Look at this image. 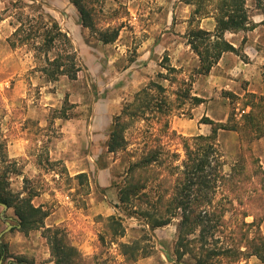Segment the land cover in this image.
Returning a JSON list of instances; mask_svg holds the SVG:
<instances>
[{
  "label": "trees",
  "instance_id": "16d2710c",
  "mask_svg": "<svg viewBox=\"0 0 264 264\" xmlns=\"http://www.w3.org/2000/svg\"><path fill=\"white\" fill-rule=\"evenodd\" d=\"M179 1L192 7L186 37L198 66L191 78H186L164 57L160 67L166 73L158 72L156 80L151 79L120 107L108 123L105 141L107 152L114 154L137 146V157L125 172L115 207L127 209L128 218L136 216L141 220L144 235L122 242L127 218L118 211L106 218L98 217L105 223V234L99 240L103 242L109 233L111 243L118 246L125 261L136 263L153 254L142 245L153 240L155 230L177 220L173 250L176 262L188 256L193 264H246L249 258L257 257L264 264V237L259 229L264 221V171L248 148L252 139L264 135V97L249 94L243 100L239 120L234 119V111L226 123L203 119V123L211 125L209 135L185 137L171 128V118L183 106L190 103L195 107L204 101L192 94V79L208 75L225 53H239L226 34L252 31L257 24L251 20L247 0ZM69 2L91 37L103 45L118 40L121 26H100L102 0ZM10 8L13 14L0 16V22L11 19L13 32L7 43L12 50L26 48L33 54L41 65L33 69L35 72H40L48 83L63 77L76 81L81 73L87 77L88 68L79 49L42 0H15ZM207 18L215 21L213 31L201 28V21ZM93 89L97 101L100 97L95 85ZM60 118L67 119L64 113ZM220 130L241 134L242 149L248 151L241 153L229 174L217 143ZM248 138L251 140H245ZM173 141L181 145L183 158L169 149ZM17 173L16 161L8 157L6 141H0V204L14 210L25 234L42 231L55 264H90L66 228L45 227L47 212L32 205L34 194L21 197L11 190V175ZM76 179L82 185L87 175L80 174ZM250 216L253 221L247 222ZM7 258L5 245L0 244V260L5 262ZM24 262V258H17L18 264Z\"/></svg>",
  "mask_w": 264,
  "mask_h": 264
},
{
  "label": "rangeland",
  "instance_id": "374dc122",
  "mask_svg": "<svg viewBox=\"0 0 264 264\" xmlns=\"http://www.w3.org/2000/svg\"><path fill=\"white\" fill-rule=\"evenodd\" d=\"M13 1L15 0H0V16L13 14L10 8ZM42 1L69 32L75 46L78 49L79 45L84 48V55L87 54L90 59L89 76L85 77L81 73L76 81L63 77L58 82L48 83L40 72L33 70L41 65L31 52L26 48L12 50L8 45L7 38L13 32L11 19L0 22V107L7 104L9 108L7 119H3L0 126V141L5 140L8 145L10 143L14 148L21 149L22 139H29L22 148L33 162L24 157L16 161L18 171L24 169L27 176L31 177L24 181V186L33 194L48 193L49 208L61 204L72 213L71 218L76 223L70 220L65 225L75 246L81 242L85 244V241L88 244L90 253L85 258L90 264H136L125 261L124 257L123 261L117 259L119 249L116 244L111 243L109 233L103 242L99 240V236L105 234V223L98 217L107 216H92L87 210L90 198L95 203L102 201L112 209L116 208L119 187L124 182L130 162L137 157V146L131 145L127 150L115 154H109L107 149L102 154L93 152L92 147L87 144L89 125L94 122L98 133L108 131L111 116L131 100L139 88L144 87L151 79L156 80L158 72L166 73L160 67L164 57H168L171 66L181 69L183 76L191 78L194 68L198 66V59L187 45L186 37L191 28L189 20L192 7L179 0H102L104 13L100 26H121V31L116 43L99 47L102 49L95 52L85 46L79 27V14L69 0ZM6 8H10L8 13L4 12ZM247 8L251 20L257 24L255 29L240 32L236 36L228 34L226 39L239 49V53H225L220 65H215L208 75L192 79V94L204 101L195 107L190 103L186 104L171 118V128L177 134L185 137L209 135L211 125L203 123V119L226 123L234 111V119L239 120L243 113V100L249 94L264 97V0H247ZM85 34L87 37L88 33ZM164 48L167 50L164 51ZM149 49L160 52L154 63L150 66L134 63L138 55L144 56ZM94 53L97 54V59L93 56ZM23 61L26 66L22 65ZM138 70L141 75H138ZM21 82L25 97L18 94ZM94 85L100 97L97 101ZM109 106L111 116L106 111ZM95 107L98 115L94 112ZM61 113L67 119H61ZM46 114L49 116L50 128L44 132L38 124ZM44 136L53 142L56 152H63L69 163L49 159L48 146L38 142V139L45 142ZM240 138L241 134L236 131L218 132L217 143L228 174L241 153L246 151L242 149ZM248 148L264 171V135L252 139ZM169 149L179 153L181 158L184 157L177 141H173ZM31 163L40 166V173L34 175ZM51 163H54L53 166ZM101 167H106L105 174L111 181L107 188L100 187L98 183V171ZM68 170H87L91 177L75 191L73 187L79 181L73 182ZM90 194L92 195L89 196ZM124 210L116 208V212H121L123 216L129 212ZM125 218L128 232L125 241L141 239L144 235L141 220L136 216ZM246 221L252 222L253 217H247ZM176 225L177 220H173L171 224L155 230L152 241L143 243L142 246L145 245L147 251L153 252L150 256L152 262L149 264H193L188 256L181 263L176 262L173 251ZM259 229L264 237V221L260 223ZM10 262L16 263L14 260ZM246 264L263 263L257 257H251Z\"/></svg>",
  "mask_w": 264,
  "mask_h": 264
},
{
  "label": "crops",
  "instance_id": "0c3cea01",
  "mask_svg": "<svg viewBox=\"0 0 264 264\" xmlns=\"http://www.w3.org/2000/svg\"><path fill=\"white\" fill-rule=\"evenodd\" d=\"M6 20L1 21V22H5ZM200 25H201V28H203L207 31H213L215 29V21L213 18L203 19L201 21ZM79 27H80V32L83 35V42H84L85 46L87 48L93 49L95 52H98V49L99 50L102 49L99 47H105V46H109V45L114 44L113 43V44H109V45H103L101 42H98L95 38L90 36L88 29L83 28L81 25H79ZM86 32L88 33L87 37H86L87 34H85ZM228 34L236 36L238 33H236V34L227 33L226 36ZM119 38H120V36H119ZM159 47H161V45ZM79 50L81 52V55L83 57V60L86 64V66H88L87 67L88 72H90V66L88 64L90 59L87 56V54L84 55V48L81 45H79ZM166 50L167 49L164 48V51H166ZM159 54H160V52H158L157 50L155 51V49L154 50L149 49L144 56L138 55L137 58H135L134 63L144 64V65L147 64L148 66H150L152 63H154L155 58H157V59L159 58L158 57ZM93 56L95 57V59L98 58L96 53H94ZM23 63L24 64H22V65L26 66L25 61H23ZM218 63H219L218 65H220V61ZM139 71L140 70H138V75H141L139 73ZM138 75L135 77H138ZM90 77H92L91 74H90ZM137 79L138 78H134V80H137ZM147 79H149V76L147 77ZM18 89H19L18 94L25 97V94L22 91V82H21V84H19ZM139 90H140V88L137 91H139ZM8 109L9 108H8L7 104L0 107V119H1L0 120V126H2V120L4 119V121H5L7 119V114H8L7 110ZM43 111L47 112L46 109H43ZM106 111H107V114L110 112V106H109V109ZM94 112L96 115H98L96 107H95ZM117 112H115L114 114H116ZM2 113H4V115H2ZM110 116H111V114H110ZM111 118H112V116H111ZM25 120H26V118H25ZM38 125H39V127H41L42 131H44V132L49 131V128H50L49 116L47 114H46V116L44 115L43 121H39ZM95 126L96 125H94V122L89 125L87 144H89L90 147H92L93 152L98 151L97 153L100 152L102 154L104 152V150L106 149L105 141H106L107 131L104 130V131L100 132L101 133L100 134V133H98V131L95 130ZM108 127H109V125L107 126V129H108ZM43 138H46L45 142L42 139H38V142L41 145H47L48 146V156H49V159L51 161H64L65 164L67 162L69 163V161L66 159V157L64 156L62 151H60L59 153L55 151V145L53 144V142H50L49 137L44 136ZM28 142H29V139H27V138L22 139V141L20 142L21 149L20 148L19 149L14 148L10 143L8 145V142H7L6 143L7 144V153H8L9 159L17 161L20 158L23 159V157H24L25 159H27V161L33 162V160H31L30 157L27 156L24 148H22V145H25V143H28ZM109 154H111V153H109ZM31 164L32 165L30 167H31L33 173H35L34 175H37L38 173H40V166L37 163L36 164L31 163ZM68 171H69L68 172L69 178H71V180L73 179V182L77 181L76 177L80 174H86L88 179L91 177L90 172H88L87 170H79V171H74V172H72L71 170H68ZM98 172H99L98 173L99 186L102 188L109 187L111 185V181L107 178V176L105 174V173H107L106 167L99 168ZM27 175H28L27 172L23 169L21 171H18L17 174L11 175V178H10L11 190L14 193H19L21 195V197H24L28 193H30L29 191H27V188L24 186L27 179L31 178V177L29 178V176H27ZM96 186H97V183H96ZM78 189H80V183L74 185V187H73V190H75V191L76 190L78 191ZM91 195L92 194H90L89 196H91ZM49 201H50V195L48 193L40 192L39 194H37V192H35L33 199H32V205L36 208L40 207L41 209H43L44 211L47 212V217L44 220V225L46 228L59 227V226L64 227V228H66V230L69 233V236L71 237V234H70L67 226L65 225V223H67V221H70V220H72L74 223H76L75 220L73 218H71L72 213L67 211L65 206H62L61 204L54 205V207L52 209L49 208L48 207V204L50 203ZM114 203H117V201H115ZM68 205H69V203H68ZM88 207H89V210H87V211L92 213V216L104 215L105 217L106 216L108 217V216L114 215L116 213V208L112 209L109 205H106L102 201L95 203L94 199H92V198H90V202L88 204ZM7 223H10L13 227L9 232L5 233L1 238V243H3L5 245L6 253L8 255L7 260L5 262H2L3 264H11L10 260L16 261V263H13V264H18L17 258H19V257L25 259L24 264H55L51 258L50 249H49V246L47 244L46 239L42 235V231L41 230H32V231L28 232L27 234H25L24 232L21 231V225L19 224V220L16 217L14 210L12 208H9V207L7 210H4L3 207L0 206V233L7 228ZM78 227H80V225H78ZM127 233H126L125 237L120 239L122 242H125V243L130 242V241H125V239L127 238ZM76 247H78V249L81 253L83 252L82 254L84 256L87 255V253H90L89 252V246H88V244H86V241H85V244H83L81 242V243L77 244ZM115 252H116V250H115ZM168 252H170L169 248H168ZM168 258H170V256H168ZM117 259H119V261H123V256H121L119 254L117 256ZM150 261L152 262L151 257L142 258V259H139L136 262V264H149Z\"/></svg>",
  "mask_w": 264,
  "mask_h": 264
},
{
  "label": "water",
  "instance_id": "95a60500",
  "mask_svg": "<svg viewBox=\"0 0 264 264\" xmlns=\"http://www.w3.org/2000/svg\"><path fill=\"white\" fill-rule=\"evenodd\" d=\"M0 206H2L4 210H7L8 209V206L6 204H0ZM12 227L13 226L10 223H7V228L0 233V243H1L2 236L5 233L9 232L12 229ZM2 262H3V260H0V264H2Z\"/></svg>",
  "mask_w": 264,
  "mask_h": 264
}]
</instances>
